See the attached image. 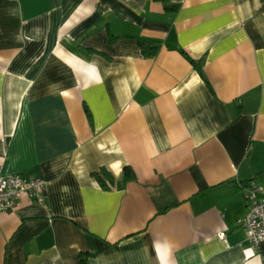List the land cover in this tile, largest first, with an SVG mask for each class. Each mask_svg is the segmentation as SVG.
I'll return each mask as SVG.
<instances>
[{
  "label": "crops",
  "instance_id": "0c3cea01",
  "mask_svg": "<svg viewBox=\"0 0 264 264\" xmlns=\"http://www.w3.org/2000/svg\"><path fill=\"white\" fill-rule=\"evenodd\" d=\"M13 174L45 201L0 212V264H264L237 224L264 188V0H0Z\"/></svg>",
  "mask_w": 264,
  "mask_h": 264
},
{
  "label": "built area",
  "instance_id": "2783aa9c",
  "mask_svg": "<svg viewBox=\"0 0 264 264\" xmlns=\"http://www.w3.org/2000/svg\"><path fill=\"white\" fill-rule=\"evenodd\" d=\"M46 182L35 175H0V212L13 211L20 198L26 195L38 203L45 201ZM247 212L237 219L243 229L246 240L255 252L264 242V188L254 180L239 184Z\"/></svg>",
  "mask_w": 264,
  "mask_h": 264
},
{
  "label": "trees",
  "instance_id": "16d2710c",
  "mask_svg": "<svg viewBox=\"0 0 264 264\" xmlns=\"http://www.w3.org/2000/svg\"><path fill=\"white\" fill-rule=\"evenodd\" d=\"M138 43H139V46H140V48H141V50L145 56H152L156 53V50H157L156 42L139 41ZM95 176H97V178L99 179L101 184L104 186L105 185L104 181L97 174H95ZM130 178H133V175H131L127 178L125 177L124 179L127 180Z\"/></svg>",
  "mask_w": 264,
  "mask_h": 264
}]
</instances>
